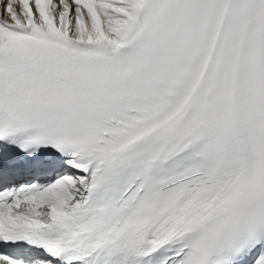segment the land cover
<instances>
[{
    "label": "snow or ice",
    "instance_id": "obj_1",
    "mask_svg": "<svg viewBox=\"0 0 264 264\" xmlns=\"http://www.w3.org/2000/svg\"><path fill=\"white\" fill-rule=\"evenodd\" d=\"M0 264H264V0H0Z\"/></svg>",
    "mask_w": 264,
    "mask_h": 264
}]
</instances>
